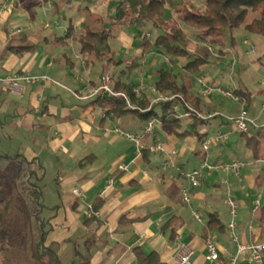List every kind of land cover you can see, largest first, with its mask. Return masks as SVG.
Here are the masks:
<instances>
[{
    "label": "crops",
    "instance_id": "0c3cea01",
    "mask_svg": "<svg viewBox=\"0 0 264 264\" xmlns=\"http://www.w3.org/2000/svg\"><path fill=\"white\" fill-rule=\"evenodd\" d=\"M4 1H0V9ZM10 2L8 0V7L3 12L4 20L0 22V75L27 70L33 74H48L61 82V85L50 81L27 84L19 92L0 85V126L7 129L4 134L7 140L22 142L26 139L22 138L23 134L32 139L31 145L27 143L23 147V142L19 144L16 153H23L30 159L39 158L45 167H55L61 172L57 190L51 195L53 202H46L49 207H56L48 209L52 229L46 244L55 247L62 264H139L135 248H140L145 256L156 251L162 263L176 264L175 258L183 246L194 251L193 264H213L207 259L209 234H213L218 243L221 259L227 261L237 251L227 228L230 220L228 206L224 202L227 194L239 204L237 233L241 242L247 245L264 240V223L258 219L259 210L264 205L263 78L259 84L251 86L252 89L235 85L234 89L242 87L249 90L251 99L247 102L229 98L234 102L225 109L215 103L218 98L225 97L218 92L211 98L202 96L200 88L194 93L201 99L199 110L203 113L219 110L236 114L245 107L250 116L258 117L260 126L247 132L249 136L260 139L257 156L246 147V141L239 142L237 136H232L229 145L215 144L205 152L196 135L179 137L158 121L155 135L144 136L146 123L134 114L107 115L104 108L93 102L97 95H90L100 84L99 71L86 67L79 55L67 53L68 39L45 36L34 43L20 29L14 34V7ZM10 45H32L33 48L17 53L8 51ZM136 52L144 57L141 49ZM169 62L165 63L166 68L177 78L185 75L181 63ZM206 67L203 70L208 69ZM200 78L214 83L208 75L185 80L192 87L193 80ZM64 90L72 96L65 94ZM151 96L150 93L148 97L151 99ZM214 121V118L208 119L200 126V133L208 137L230 129L225 120ZM184 122L191 129L187 117ZM131 126L135 131H130ZM36 130L39 137L33 134ZM124 132L142 136L146 147L138 151ZM156 141L164 144L166 152H154L147 147ZM46 146L51 154L45 151ZM146 148L148 152L143 151ZM58 154L60 161L52 159ZM169 157L174 162L172 167L164 165ZM205 158L213 163L242 160L246 166L240 175L223 170H205L200 185L192 187L184 172L199 167ZM120 164L126 165L127 170H121ZM110 177L114 183L107 187ZM183 186H190V204L182 199ZM76 188L79 193L75 192ZM259 194L262 204L254 212V200ZM97 198L102 206L97 219L91 220L90 207ZM194 212L200 214L201 220L195 217ZM214 212L225 228L206 234L209 214ZM169 221L171 225L165 227ZM238 264H251L248 250L240 254Z\"/></svg>",
    "mask_w": 264,
    "mask_h": 264
},
{
    "label": "trees",
    "instance_id": "16d2710c",
    "mask_svg": "<svg viewBox=\"0 0 264 264\" xmlns=\"http://www.w3.org/2000/svg\"><path fill=\"white\" fill-rule=\"evenodd\" d=\"M174 3V0H121L116 11V20L118 19L119 26L125 24L127 18L132 16L135 19L128 23L152 22L159 33L153 41L147 35L144 36L143 50L157 49L170 62L181 63V68L188 77L203 75V67L209 64L211 54L208 51L200 53L190 47L191 39L182 24L192 28L200 39L213 46L226 44L227 29L243 28L249 33L264 36V0H205L202 11L179 10L180 21L171 24L166 15L168 7ZM117 23L112 21V24ZM102 24L101 22V27H97L96 30L87 28L79 38L82 54L92 57L89 59L90 64L95 63L96 59H102L105 49H109L111 33L107 32ZM234 41L233 38L232 42ZM32 48V45H10L8 51L19 53ZM219 52L223 54L224 50ZM158 73L154 85L160 92L183 94L186 101L192 103L198 110L201 108V99L191 90L188 81H179L166 67L159 68ZM136 85L134 81L125 80L122 75L113 78L115 91L128 94L135 107H127L126 100L121 95L109 96L102 93L98 94L93 102L104 108L107 115L122 116L131 113L145 123L154 119L179 137L194 134L204 150L202 144L207 136L201 134L199 128L208 121L207 119L192 114L187 117L191 122L189 129L184 122L186 117H180L174 109L176 100L151 105V99L147 94L143 97L136 96L133 92ZM233 92L240 101L248 102L251 99V92L246 88L238 87ZM241 135L245 138L246 147L257 156L260 139L249 136L247 132H242ZM1 139L0 136V145ZM143 151L148 152L149 149ZM45 176L46 168L39 158L30 159L23 153L10 154L0 150V193L3 194L2 199L9 200L16 209L7 219L0 209V255L5 250H10L23 259V264H62L55 247L46 244L52 226L51 217L45 212L56 207H49L44 200ZM101 206L102 202L97 198L91 209L97 211ZM259 214L260 223H264V205L260 208ZM90 219H97V216L92 215ZM169 225L171 221L166 223L165 227ZM224 228L225 225L221 223L218 215L215 212L210 213L205 226L206 234ZM135 253L139 264H164L156 251L145 256L140 248H135Z\"/></svg>",
    "mask_w": 264,
    "mask_h": 264
},
{
    "label": "rangeland",
    "instance_id": "374dc122",
    "mask_svg": "<svg viewBox=\"0 0 264 264\" xmlns=\"http://www.w3.org/2000/svg\"><path fill=\"white\" fill-rule=\"evenodd\" d=\"M120 1L121 0H11L10 3L14 7L12 15L15 16V19L12 20V32L17 34L23 31L24 34L31 38V42L40 39L43 40L45 36L50 38H60V36H64L69 42L66 48L67 53L70 56L79 55L83 63L86 64V67L97 68L100 79L104 74L109 75L113 87L114 76L118 77V75H122L125 80L129 79L136 84L139 82V84H141V82H143L145 85L143 92L149 95L150 86L153 85V81H156L159 68L166 67L165 63L169 60H166V56L164 57L163 54L160 55L157 49L144 51L141 46L145 35L153 41L159 33V30L152 22L141 24H137V22L128 23L131 19H135L132 16L131 18H127L125 24L119 26L117 23L118 19L116 20V11ZM174 2V5L168 7L169 10L166 15V18H169L168 20L171 24L180 21L179 10L193 9L202 11L205 4V0H174ZM85 19L87 21L82 22V20ZM101 19L103 28L111 33L109 49H105L102 59H96L95 63L91 62L92 64H90L89 59L91 60L92 57H87L82 54L79 38L85 33L87 28L96 30L97 27H101V22L99 21ZM112 21L117 24H112ZM182 26L186 29L191 39L190 47L193 50L201 53L208 51L211 54L210 62L206 67L208 69L203 70L202 74L210 76L215 84L209 81L208 83L233 91L235 85L237 87L240 84L252 89L251 86L259 84L261 78L264 79L263 35L249 33L243 28L227 29L225 33L226 44L213 46L207 41L201 42L202 39L196 35V31L191 30L192 28L190 29V27L184 24H182ZM19 29L20 31L18 32ZM68 29H70L69 37L67 36L68 32H66ZM233 38L235 39L234 42H232ZM246 38L250 41L248 45L244 44V39ZM251 46L255 47L256 52H249ZM36 47L40 49L39 45ZM137 49H141L142 53L144 52V57L137 55ZM220 50H225L227 52L224 51L223 54H221L219 52ZM216 54L227 55L218 57ZM77 61L79 63V60ZM97 63L99 65L102 63L103 67L99 66ZM187 76L188 75L185 73V75L179 76L178 79L179 81H183L185 79L190 80L194 77ZM198 79L195 81L193 80L194 86L191 87V90L194 93H197L199 88H201ZM64 92L72 96L70 92L66 90H64ZM213 95H216V93ZM213 95L208 97L211 98ZM232 102L234 101L226 97L218 98L215 101L222 109H225V107L227 108V105ZM183 111L184 107L182 106L180 112ZM221 119L225 120L224 118L216 117L214 118V122H218ZM228 127L230 129L224 131L228 133V140L225 142L227 145L231 143L232 136L239 137V142H245V138L242 137L239 132L232 131L230 124H228ZM6 130V128L3 129L0 126V136L2 138V143L0 145L1 152L14 154L17 152V147L22 142L24 143L21 144L23 147L28 145L27 143L31 145L32 139L28 138L25 134L22 135V138L26 139H23L22 142L19 143L5 139L4 134ZM130 131H135L133 126L130 127ZM251 131L252 128L250 129V132ZM232 132L235 133L231 134ZM33 134L39 137L37 135L39 134L37 130L33 132ZM119 135H123V133H119ZM128 145L130 146V142ZM45 151L51 154V150L47 146L45 147ZM58 156L59 154L57 158L52 156V159L58 161ZM45 168L44 200L45 202L52 203L53 198L51 195L57 190L58 179H60L59 173L61 172L55 167L51 168L50 166H46ZM3 193L5 194L6 192L4 191ZM1 195L3 196V194L0 193V209L7 219L12 213H15L16 209L9 203V200L2 199ZM45 213L47 215L48 211ZM0 264H23V259H20L13 251L5 250L0 255Z\"/></svg>",
    "mask_w": 264,
    "mask_h": 264
},
{
    "label": "built area",
    "instance_id": "2783aa9c",
    "mask_svg": "<svg viewBox=\"0 0 264 264\" xmlns=\"http://www.w3.org/2000/svg\"><path fill=\"white\" fill-rule=\"evenodd\" d=\"M7 2L8 0H5L2 8L0 9V22L4 20L3 12L8 7ZM244 43L248 45L250 43L249 39L246 38L244 40ZM249 50L251 52H254L255 47L251 46ZM169 64L171 63L169 62ZM48 81L57 85H61V82L52 78L48 74H33L27 70L16 71L6 76L0 75V85L15 92H19L23 90L27 84H35L37 82H48ZM199 81L201 84L200 94L202 96L208 97L218 92L219 94L227 98L233 99L235 101H239V97L233 91L224 89L216 85H212L208 83V81L205 78H200ZM111 83H112L111 77L109 75H105V74L102 75L99 86L92 91L90 96H94L102 93L107 94L109 96L121 95L125 98L127 107H135L131 97L124 92L115 91ZM144 87L145 85L143 82H141V84H138L134 87L133 92L136 94L137 97H141L143 95ZM150 93L152 95L151 105L159 104L160 102L163 101L165 102V101L176 100L174 104V109L178 112L180 117H189L192 114H195L200 118L207 120L215 117H222L225 119V121L228 124L231 125L233 131L239 133L248 132L252 127L260 126L259 118L250 116L248 109H246L245 107H242L236 114H226L219 110H213L208 113H203L200 110H198L193 104L186 101L182 94H168V93L160 92L154 85L150 86ZM182 106L184 107V111L180 112ZM261 110L262 112H264V100L261 105ZM156 125H157L156 120L154 119L149 120L146 123L143 130L144 136H154ZM124 135L127 139H129L136 145L138 151H141L142 148L146 147L142 142V136L136 135L131 132H124ZM227 140H228V133L224 131H219L215 134L206 137V139L202 144L203 149L205 152H207L208 150H210L212 145L222 144L225 143ZM147 147L154 152H160V153L166 152L164 144L160 141H156L148 145ZM172 153L174 154L175 151H173ZM164 165L166 167H172L174 165L173 159L169 157L165 161ZM245 166H246V162L242 160H234L230 163H213L210 162L208 158H205V160L201 163L199 167L194 168L189 172H184V174L188 178L190 186L198 187L201 183V178L205 170L211 172L216 170H223L227 173L240 175L242 170L245 168ZM119 168L121 170H127V166L124 164H120ZM113 183H114L113 178L112 177L108 178L107 187H111ZM190 186H183L181 189L182 199L187 204L191 203ZM75 192L79 193V189L76 188ZM224 202L228 206V210L230 214V220L227 223V228L230 231L232 240L237 245V251L227 261H223L221 259L218 243L214 235L209 234L206 240V246L208 250L207 259L213 262V264H238V259L240 257V254L248 250L250 252L251 264H263L264 240L247 245L243 244L237 233V217H238V207H239L238 201L230 194H227L224 198ZM261 204H262L261 194H259L254 200L253 211L256 212L260 208ZM99 213H100L99 210L92 211L90 207V212H89L90 217L92 215L98 216ZM194 215L197 219L201 220L200 214L194 212ZM193 253H194L193 250L183 246L180 252L178 253L177 257L175 258L176 264H193V260H192ZM165 264H169V263H165Z\"/></svg>",
    "mask_w": 264,
    "mask_h": 264
}]
</instances>
